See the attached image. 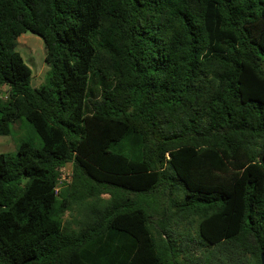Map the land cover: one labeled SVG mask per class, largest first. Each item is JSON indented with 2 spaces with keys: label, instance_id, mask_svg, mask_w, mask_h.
<instances>
[{
  "label": "trees",
  "instance_id": "trees-1",
  "mask_svg": "<svg viewBox=\"0 0 264 264\" xmlns=\"http://www.w3.org/2000/svg\"><path fill=\"white\" fill-rule=\"evenodd\" d=\"M20 118L0 264H260L264 0H0V135Z\"/></svg>",
  "mask_w": 264,
  "mask_h": 264
},
{
  "label": "rangeland",
  "instance_id": "rangeland-1",
  "mask_svg": "<svg viewBox=\"0 0 264 264\" xmlns=\"http://www.w3.org/2000/svg\"><path fill=\"white\" fill-rule=\"evenodd\" d=\"M16 50L20 53L25 64L30 68L32 72L31 85L32 87L39 86L45 77L48 70V66L44 61L45 48L42 39L26 31L18 36L16 41ZM1 96L6 97L5 87L2 88ZM11 133L9 135H0V153H13L16 150V145L21 141L29 142L33 147L38 148L40 146V139L34 131L33 127L23 118L18 119L11 126ZM72 164L67 163L59 169V183L67 184L71 180ZM58 186V187H59ZM102 198H108L107 194L102 195ZM81 211L73 208L71 212H65L63 220L74 221L78 218ZM74 226L73 223H70Z\"/></svg>",
  "mask_w": 264,
  "mask_h": 264
},
{
  "label": "water",
  "instance_id": "water-1",
  "mask_svg": "<svg viewBox=\"0 0 264 264\" xmlns=\"http://www.w3.org/2000/svg\"><path fill=\"white\" fill-rule=\"evenodd\" d=\"M260 264H264V253L260 255Z\"/></svg>",
  "mask_w": 264,
  "mask_h": 264
}]
</instances>
